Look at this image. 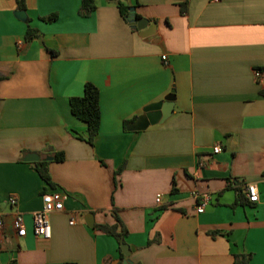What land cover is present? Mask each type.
I'll return each instance as SVG.
<instances>
[{
  "label": "crops",
  "instance_id": "1",
  "mask_svg": "<svg viewBox=\"0 0 264 264\" xmlns=\"http://www.w3.org/2000/svg\"><path fill=\"white\" fill-rule=\"evenodd\" d=\"M93 2L82 16L81 0H25L21 21L16 0H0V264H122L114 237L97 227L114 224V212L134 264H232L239 253L264 264V0ZM27 26L38 36L26 40ZM86 82L99 93L92 145L76 138L86 125L69 106ZM171 90L168 118L127 130ZM29 153L38 160L23 161ZM245 183L256 185V203ZM52 191L67 198L41 239L32 213ZM15 211L22 238L9 223Z\"/></svg>",
  "mask_w": 264,
  "mask_h": 264
},
{
  "label": "trees",
  "instance_id": "2",
  "mask_svg": "<svg viewBox=\"0 0 264 264\" xmlns=\"http://www.w3.org/2000/svg\"><path fill=\"white\" fill-rule=\"evenodd\" d=\"M18 10H25V0H16ZM117 7L121 16L125 19L128 15L127 6L123 4L122 1L117 2ZM95 8L93 0H81L80 6L78 8V13L82 16L88 15ZM42 21L51 22L56 19L55 14H50L46 17L40 18ZM38 36V31L30 26H27L24 38L30 40ZM260 70V68H257ZM260 94L264 96V88L260 90ZM70 111L74 117L82 121L86 125L85 136L76 134V138L86 141L89 145H92L95 139V136L98 133L100 125V109H99V93L96 86L90 82H86L83 87V95L79 97H71L69 99ZM125 122L124 124H126ZM63 153L56 152L54 154L55 161L63 160ZM35 170L37 171L40 178L43 182L49 187H53V182L48 172L47 162L38 161L35 163ZM121 170L119 168L116 173ZM241 201H243V196L241 194ZM246 199V198H245ZM115 223L112 225H98V229L103 233L111 235L114 237L118 244V250L120 252V257L123 258V255L120 251V244L124 242L123 236L126 234V229L122 222L120 221L116 212L113 214ZM250 253H239L233 255L232 264H248L250 260ZM120 264V263H119Z\"/></svg>",
  "mask_w": 264,
  "mask_h": 264
},
{
  "label": "built area",
  "instance_id": "3",
  "mask_svg": "<svg viewBox=\"0 0 264 264\" xmlns=\"http://www.w3.org/2000/svg\"><path fill=\"white\" fill-rule=\"evenodd\" d=\"M162 59L165 60V56H162ZM254 77L256 80H260L262 77L261 70H254ZM220 151V146L216 145L213 147V152L217 153ZM242 191L246 200L249 203H256L258 201V190L254 183H245L243 184ZM67 198V194L62 191H52V192H43L41 194V208L32 213V231L34 236L41 239L50 238V224H49V215L53 212H60L63 209V202ZM161 195L156 196V201L159 202ZM206 197L203 198L198 206L196 207V212H203L204 206L206 205ZM10 206H16L17 200L16 197L11 195L7 199ZM11 228L14 230V234L17 238H22L26 235V227L24 224L23 216L20 212L15 211L9 221ZM72 224L73 221L71 220ZM4 228V221L0 217V236Z\"/></svg>",
  "mask_w": 264,
  "mask_h": 264
},
{
  "label": "water",
  "instance_id": "4",
  "mask_svg": "<svg viewBox=\"0 0 264 264\" xmlns=\"http://www.w3.org/2000/svg\"><path fill=\"white\" fill-rule=\"evenodd\" d=\"M14 16L21 21L26 20V13L24 10H16L14 12ZM126 20L131 24L137 25V27H139L138 25L140 24V20L136 19L133 7L128 8V16L126 17ZM173 101L174 91L171 90L166 96H164L162 100L147 105L143 109V113L141 115L137 116L133 122L127 124V130H143L146 129L149 125L163 122L172 114ZM38 158L39 157L37 154L29 153L23 158V161H37ZM47 159L52 158L49 157ZM120 251L124 256L122 264H134L129 258L131 252L133 251V248L131 246H129L125 242H122L120 244Z\"/></svg>",
  "mask_w": 264,
  "mask_h": 264
}]
</instances>
